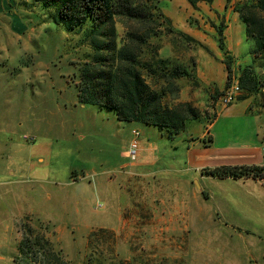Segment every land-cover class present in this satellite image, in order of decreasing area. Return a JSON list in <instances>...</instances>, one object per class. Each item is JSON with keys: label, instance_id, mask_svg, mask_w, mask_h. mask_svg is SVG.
Instances as JSON below:
<instances>
[{"label": "rangeland", "instance_id": "obj_1", "mask_svg": "<svg viewBox=\"0 0 264 264\" xmlns=\"http://www.w3.org/2000/svg\"><path fill=\"white\" fill-rule=\"evenodd\" d=\"M248 1L214 0L196 7L187 0L161 1V11L174 29L193 39L163 32L151 41L159 58L168 60L171 69L178 67L188 73L175 82L171 94L165 95L164 106H190L199 116L188 122L186 132L176 141L182 139L189 144L206 134L202 145H212L210 126L223 110L238 105L244 106L247 114L264 116V61L254 55L255 41L247 36L236 11ZM118 29L123 36V27L119 25ZM221 39L227 52L220 48ZM91 49L81 36L54 25L37 0H0V126L8 127L2 136L33 144L26 137L37 139L40 125L36 121L40 124L43 120L54 147L44 158L47 168L38 159L40 168H44L38 174L58 183L70 179L73 183L69 187L35 183L10 191L0 207V245L10 252L9 264H43L45 255L53 251L63 257L61 264H227L224 259L230 253H241L242 247H237L246 241L240 244L233 237V246L227 247L231 250L214 246L218 236L204 234L205 229L199 227L201 204L195 203L193 215L189 213L186 178L177 171V164L167 166L171 170L168 172L151 174V169L144 175H134L122 168L121 172L98 177L91 172L96 165L92 162L90 174H72L73 165L81 167L84 161L70 151L78 144L79 134H87L68 126L80 115L76 110L85 106L78 102L77 70L93 55ZM145 50L150 55L151 48ZM249 68L255 91L247 94L239 90L234 102L225 105L224 98L239 88L240 77ZM88 107L103 116H114ZM148 128L156 131L157 139L172 141L157 128ZM116 132L114 127L111 132L98 126L90 138L98 144L110 143L114 140L110 136ZM222 139L216 144H228L234 137ZM91 153L100 154L97 148ZM0 156L4 165L21 162L14 155L9 157L2 145ZM105 159L100 157L101 161ZM156 169H165V164ZM24 172L31 171L25 167ZM260 181L264 185V180ZM231 196L234 208L244 212L239 220H233L238 215L231 210L228 218L223 217V225L250 230L245 234L247 244L259 241V250L264 251V237L255 236L259 231L264 236V215L258 217L255 203L240 206L235 194Z\"/></svg>", "mask_w": 264, "mask_h": 264}, {"label": "crops", "instance_id": "obj_2", "mask_svg": "<svg viewBox=\"0 0 264 264\" xmlns=\"http://www.w3.org/2000/svg\"><path fill=\"white\" fill-rule=\"evenodd\" d=\"M76 102L74 103V105ZM80 115L75 117V121L70 124V130L85 132L87 136L79 134L78 144L74 146V150L70 151L74 157H82L83 165L77 167L73 165L72 174L76 172L89 173V167L96 163L91 172L99 176H106L110 173L121 172L120 170H128V173L134 175H144L153 170L151 174L168 172L167 166L176 164L179 166V173H183L186 178V184L189 195H187L186 204L189 207V213L193 215V208L195 203L201 204L203 211L200 219L202 227L205 229L204 234L214 233L218 236V242L214 243L215 247L227 248L231 245L234 238L238 243L242 244L239 247L242 251L224 259L227 264H249L252 260L256 264H264V251L259 250V241L252 240L251 245L247 244L245 234H250V230L241 231L236 227L226 228L223 225V217L228 218L229 212L233 210L239 220L244 212L243 209L234 208L231 203V194H235L238 199V204L244 202H253L258 206V217L264 215V185L260 180L255 179H217L202 174V171L207 168L219 167H263L264 166V116L250 115L246 113L244 106L238 105L228 110H223L219 118L210 126V135L213 143L210 146L202 145L206 137L204 134L200 139L193 143L184 142V140L167 141L161 138H156V131L148 128L141 123H125L118 122L114 116L107 117L96 112L94 108L88 106H80L76 110ZM83 113V116H82ZM38 129L37 139L34 137L33 144H21L14 139L3 137L2 134L8 127L0 126V146L8 149V155L20 160L21 162H14L12 164L4 165L0 156V207L1 204L7 202V196L10 191L18 187H24L28 184H49L63 187L72 186V179L65 182L52 181L49 176L47 178L40 177L39 172L43 173L44 168H40V163L44 165V158H48L51 148L54 147L52 139L44 131V121L40 124ZM110 123L111 126H107ZM46 122V128L50 130ZM98 126L102 130L116 128V134L110 136V143H96V140H91L92 133L97 132ZM140 127H143L141 129ZM218 129V133L215 130ZM139 131L140 137V152L136 161L129 158V150L131 142L134 139L133 131ZM226 134V137H222ZM234 137L232 141H227L228 144L217 145L221 139L228 140ZM7 140H6V139ZM119 140V141H118ZM118 141V142H117ZM77 143V142H76ZM121 143L120 145H118ZM6 146V147H5ZM101 146V147H100ZM99 150V155L95 156L91 153L95 148ZM68 150V149H67ZM70 150V149H69ZM115 152H117V160L114 159ZM152 152V153H151ZM106 157L105 160H100L101 156ZM28 156V157H27ZM113 156V157H112ZM8 159L10 160V158ZM109 158V159H108ZM81 159V158H80ZM148 159V160H147ZM110 162L109 166L105 165ZM121 162V163H120ZM165 169L158 170L156 168L163 166ZM114 166H118L115 169ZM27 167L29 174H23L24 168ZM45 168H47L44 165ZM159 171V172H156ZM91 173V174H92ZM142 173V174H139ZM232 189V192L229 191ZM231 193V194H230ZM241 206V205H240ZM260 218V217H259ZM194 219V217H192ZM255 236L262 239V231L257 232ZM264 234V231H263ZM234 237V238H233ZM230 240V241H229ZM263 240V239H262ZM242 241V242H241ZM264 241V240H263ZM231 242V243H230ZM220 246V247H219ZM231 250V248H227ZM226 249V250H227ZM218 250V251H219ZM11 262V255L4 245H0V264H9Z\"/></svg>", "mask_w": 264, "mask_h": 264}, {"label": "trees", "instance_id": "obj_3", "mask_svg": "<svg viewBox=\"0 0 264 264\" xmlns=\"http://www.w3.org/2000/svg\"><path fill=\"white\" fill-rule=\"evenodd\" d=\"M37 1L49 12L54 25L81 36L82 42L93 50V55L77 70L79 104L108 111L121 123L157 128L172 141L186 132L190 120L198 119L190 106H164L165 95L171 94L175 82L188 73L178 67L171 69L168 60L159 58L151 41L159 39L163 32L193 39L174 29L161 11L162 0ZM187 1L196 7L214 0ZM236 11L246 26L247 36L255 41L254 55L264 61V0H249ZM119 25L123 27V36L119 34ZM223 40L220 48L227 52ZM147 48H151L150 55H146ZM251 71L252 68L245 69L239 80V90L247 94L255 91L250 83ZM202 174L217 179L264 180V166L207 168ZM44 260L43 264L64 261L54 251L46 254Z\"/></svg>", "mask_w": 264, "mask_h": 264}, {"label": "built area", "instance_id": "obj_4", "mask_svg": "<svg viewBox=\"0 0 264 264\" xmlns=\"http://www.w3.org/2000/svg\"><path fill=\"white\" fill-rule=\"evenodd\" d=\"M239 91V88L236 87L235 89H233L223 100V103L225 105H228L232 102H234L236 96H237V92ZM133 135H134V139L131 143V147L129 150V158L132 161H136L139 157V152H140V133L139 131L135 130L133 131ZM27 141H34V138H30V137H26Z\"/></svg>", "mask_w": 264, "mask_h": 264}]
</instances>
